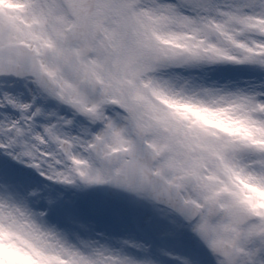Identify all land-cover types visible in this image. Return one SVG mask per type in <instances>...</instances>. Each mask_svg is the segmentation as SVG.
Returning <instances> with one entry per match:
<instances>
[{"label":"snow or ice","instance_id":"6c2138e0","mask_svg":"<svg viewBox=\"0 0 264 264\" xmlns=\"http://www.w3.org/2000/svg\"><path fill=\"white\" fill-rule=\"evenodd\" d=\"M167 262L264 264V0H0V264Z\"/></svg>","mask_w":264,"mask_h":264},{"label":"rangeland","instance_id":"374dc122","mask_svg":"<svg viewBox=\"0 0 264 264\" xmlns=\"http://www.w3.org/2000/svg\"><path fill=\"white\" fill-rule=\"evenodd\" d=\"M73 193H75V195L79 197L82 206L85 208V210H87L89 201L98 197L100 195V190H95L87 193H78L75 192V190H72L71 192H69V195H73ZM167 264H171V262H167Z\"/></svg>","mask_w":264,"mask_h":264}]
</instances>
